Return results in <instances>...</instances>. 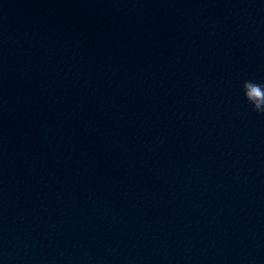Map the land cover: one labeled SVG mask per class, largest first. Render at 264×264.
<instances>
[{
	"label": "clouds",
	"instance_id": "1",
	"mask_svg": "<svg viewBox=\"0 0 264 264\" xmlns=\"http://www.w3.org/2000/svg\"><path fill=\"white\" fill-rule=\"evenodd\" d=\"M241 87L244 99L251 105L252 111L264 116V83L244 80Z\"/></svg>",
	"mask_w": 264,
	"mask_h": 264
}]
</instances>
